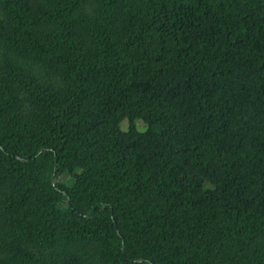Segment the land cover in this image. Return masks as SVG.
<instances>
[{"label": "trees", "instance_id": "trees-1", "mask_svg": "<svg viewBox=\"0 0 264 264\" xmlns=\"http://www.w3.org/2000/svg\"><path fill=\"white\" fill-rule=\"evenodd\" d=\"M93 2L0 0V264H264V0Z\"/></svg>", "mask_w": 264, "mask_h": 264}, {"label": "rangeland", "instance_id": "rangeland-1", "mask_svg": "<svg viewBox=\"0 0 264 264\" xmlns=\"http://www.w3.org/2000/svg\"><path fill=\"white\" fill-rule=\"evenodd\" d=\"M46 5L51 6L53 9L55 6H68V5H76L78 6V10H75L74 14L72 13L73 17H79L81 12L86 15H93L95 6L93 0H43ZM121 129L127 130L128 128V121L121 122ZM136 128L140 131H143L146 128V125L142 121H136ZM60 181L67 185L71 186L73 184V179L68 172H64L60 176Z\"/></svg>", "mask_w": 264, "mask_h": 264}]
</instances>
